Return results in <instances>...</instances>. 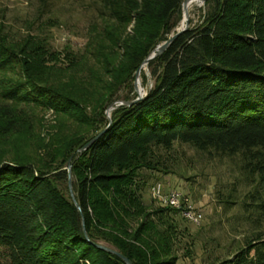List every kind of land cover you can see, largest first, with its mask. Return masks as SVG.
<instances>
[{
  "label": "trees",
  "instance_id": "obj_1",
  "mask_svg": "<svg viewBox=\"0 0 264 264\" xmlns=\"http://www.w3.org/2000/svg\"><path fill=\"white\" fill-rule=\"evenodd\" d=\"M183 1L97 0L89 74L104 70L111 78L101 86L107 98L90 112L61 87L37 78L21 48L0 35V134L24 130L15 113L19 105L69 117L68 140L56 152L71 159L80 205L70 197L66 168L42 166L12 145L0 152V264H125L96 244L131 264H177L173 216L179 213L156 200L161 207L145 203L137 181L142 168L161 170L154 166L155 148L175 142L237 164L254 188L253 203L245 206L264 216V0H206L201 23L189 25L149 61L153 84L146 95L115 108L110 124L104 112L118 87L131 82L178 24ZM129 89L124 100L136 97ZM219 264H264V238Z\"/></svg>",
  "mask_w": 264,
  "mask_h": 264
},
{
  "label": "rangeland",
  "instance_id": "obj_2",
  "mask_svg": "<svg viewBox=\"0 0 264 264\" xmlns=\"http://www.w3.org/2000/svg\"><path fill=\"white\" fill-rule=\"evenodd\" d=\"M96 2L0 0V35L15 48H21L23 56L31 62L30 70L37 78L61 87L72 97L84 102L88 112L95 108L93 106L100 99L107 98V93L101 97V93H104L101 86H107L108 78H111V74L104 70L97 71L96 75L94 71L89 74L94 65L88 54L92 46L88 43L91 36H96L92 28L98 20ZM204 4L190 11V26L201 23ZM182 17L181 7L180 20L174 28L180 24ZM140 70L139 78L145 95L152 87L153 79L148 64H144ZM136 71L131 76V82H123L118 87L113 101L104 107L105 114L112 103L126 101L124 97L129 94L130 85L132 92H135ZM9 76L13 81L18 80L17 74L9 73ZM15 83L9 82V85ZM15 113L21 118L20 128L24 130L14 136L0 134V152H8L12 145V148L22 153L35 155L42 166L46 163L51 168H67L69 163L72 166L71 159L65 162L56 152L68 140L72 129L69 117L57 114L52 108L33 105H19ZM78 133L83 134V130ZM153 155L154 161H158L154 166L161 170L142 168L137 177L143 186L144 202L153 208L161 207L151 198L149 191L150 186L159 181L165 193L170 188L181 191L203 214L199 225L174 214L177 264L232 261L250 240L259 236L264 238V216L259 218L252 211V205L245 206L253 203L250 200L253 185L233 161L210 159L206 153L178 142L170 148H155Z\"/></svg>",
  "mask_w": 264,
  "mask_h": 264
},
{
  "label": "water",
  "instance_id": "obj_3",
  "mask_svg": "<svg viewBox=\"0 0 264 264\" xmlns=\"http://www.w3.org/2000/svg\"><path fill=\"white\" fill-rule=\"evenodd\" d=\"M191 0H184L182 2V10L184 11V8H185V5ZM206 0H203V3L205 2ZM189 27V21L187 20L186 21V24L184 26H181L179 27V25L174 28L171 32V34L167 37V39L163 42H161L159 45H157L154 50L145 58V60L143 61L142 65L143 64H148L150 60L154 59L156 56L162 54L169 46L170 44L173 42V40L179 35L181 34L182 32L186 31ZM140 69L141 67L136 71V78H135V82H134V90H135V93H136V97L132 100H126V101H118V102H115V103H112L107 109H106V117L107 119L109 120V124L111 123V112L119 107V106H122V105H126V106H129L133 103H135L136 101L142 99L145 95L143 94L142 92V89H138V79H139V74H140ZM104 132L101 131L99 134H97L92 140H90L89 142H87L82 148H80L79 151H83L85 149H87L102 133ZM67 170V173H68V188H69V192H70V197L73 201V203L75 204V206L80 210V205L78 204L76 198H75V195H74V192H73V189H72V181H71V164L69 163L68 164V167L66 168ZM82 223H83V230H84V234L86 235V231H85V228H84V219L82 217ZM96 246L110 252V253H113L115 255H117L119 258H121L125 264H131L130 260L125 257L124 255H122L120 252H118L117 250L113 249V248H110L108 246H104L102 244H96Z\"/></svg>",
  "mask_w": 264,
  "mask_h": 264
},
{
  "label": "built area",
  "instance_id": "obj_4",
  "mask_svg": "<svg viewBox=\"0 0 264 264\" xmlns=\"http://www.w3.org/2000/svg\"><path fill=\"white\" fill-rule=\"evenodd\" d=\"M151 198L164 206L175 209L181 217L194 225H199L203 218L201 210L181 191L170 188L168 192L163 191V184L159 181L150 186Z\"/></svg>",
  "mask_w": 264,
  "mask_h": 264
},
{
  "label": "bare ground",
  "instance_id": "obj_5",
  "mask_svg": "<svg viewBox=\"0 0 264 264\" xmlns=\"http://www.w3.org/2000/svg\"><path fill=\"white\" fill-rule=\"evenodd\" d=\"M202 4H203V0H191V1H189L185 5L184 11H183V17H182V19L180 21L179 27L184 26L186 24V21L188 20V17H189V14H190L191 10L193 8H195V7L201 6ZM142 66L144 67V64ZM137 86H138V89H142L140 78L138 79V85Z\"/></svg>",
  "mask_w": 264,
  "mask_h": 264
}]
</instances>
